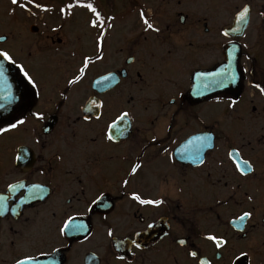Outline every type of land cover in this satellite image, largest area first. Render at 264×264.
<instances>
[{
    "label": "flooded vegetation",
    "instance_id": "af4514ba",
    "mask_svg": "<svg viewBox=\"0 0 264 264\" xmlns=\"http://www.w3.org/2000/svg\"><path fill=\"white\" fill-rule=\"evenodd\" d=\"M87 3L104 18L99 52ZM17 4L25 8L0 0V50L38 86L7 62L17 101L0 127L25 123L0 133V264L24 256L39 264H264V94L253 86L264 87V0H177L186 11L168 0ZM141 12L159 32L145 30ZM226 47L236 59L224 75L235 80L216 87L213 76L194 90L195 74L216 71ZM86 56L85 75L68 85ZM105 75L106 87L93 85ZM122 112L128 116L108 128ZM230 151L253 171L241 176ZM135 163L141 168L130 176ZM125 191L164 203L140 205ZM101 192L107 207L87 210ZM245 211L251 216L238 220ZM68 216L85 229L61 234ZM208 234L227 243L217 249ZM126 238L142 248L121 245Z\"/></svg>",
    "mask_w": 264,
    "mask_h": 264
},
{
    "label": "snow or ice",
    "instance_id": "6c2138e0",
    "mask_svg": "<svg viewBox=\"0 0 264 264\" xmlns=\"http://www.w3.org/2000/svg\"><path fill=\"white\" fill-rule=\"evenodd\" d=\"M11 3L13 5H16L18 3V0H11ZM27 3L28 4H32L33 0H27ZM77 3H79V0H77ZM19 6L21 8H25L24 4H20ZM35 6L37 8H41V5L38 4V3ZM81 6L86 7L94 16V19H92L90 21L91 27L99 28V35L96 37V41H95L96 48H97V50L99 52L100 50H102V38L105 36V31H104L105 25L103 24V19L104 18L101 16V14L97 11V9L91 3L83 4ZM66 7L71 9L73 7V4L70 3V4L66 5ZM247 11H248V9H247V7H245L244 10H242L241 12H239L236 15L235 19L243 20L244 15H245V13ZM60 12L64 13L65 12V8H61ZM107 19L109 21H111L114 18L113 17H107ZM140 19L146 25V29L145 30H151L153 32H159V28H156L151 23H149L148 20L145 18L143 12L140 13ZM106 27L111 28L112 24L109 23V24H107ZM225 35H226V33H225ZM96 59L100 60V59H102V56L97 54L96 55ZM0 60H2L4 62H9L11 64H15L16 68L19 69V73L22 75L23 79L25 81H27V84L31 85V87L33 89L37 88L38 85H37L36 81L33 79V77L29 74V72L25 69V67L22 64H16L15 60H13V57L9 54L8 51L0 50ZM89 62H90V58L87 57V56L84 57L83 66L78 69V74L77 75H75L72 79H68L67 80V84L68 85H72V84L76 83L77 81H79L85 75V70H86ZM227 67H228V65L225 66V68H227ZM5 71L6 70H5L4 63L0 62V82H6ZM219 74L220 73H211L209 75L216 76V75H219ZM198 75H200V74H198ZM235 78H236L235 74L229 72V73L226 74V76L224 77L223 80L214 81V83L217 86L224 87L225 86V81L231 82V81H234ZM100 79L101 80H107L108 77L105 76V77H101ZM253 86L256 89H258L261 94H264V87H261V85L259 83H256ZM37 95H39V93H37ZM0 99H7V100L11 101L13 99V97L11 96L10 93L6 92L5 96L4 97H0ZM89 103H91L93 105V107H99L100 106L94 100L89 101ZM235 104H236V100H231V102L228 104V107L232 108L233 105H235ZM3 107H5V105L0 104V108H3ZM31 115L33 117L37 118V119H42L43 118V114L41 112H39V111L32 112ZM127 116H128L127 112H122L119 116L116 117L115 120H113L110 124H108L107 127L115 129L117 121H122ZM85 119L87 120V119H89V117L86 116ZM97 119H99V117H97ZM24 123H25V121L23 119H16L14 123H8L7 127H0V133H4V132H8V131H10L12 129H16L18 125H22ZM105 138L108 141H113L114 140V136L111 135V134H106ZM153 139H155V137H153ZM196 139H200V138L197 137ZM227 155H228L229 158H234L233 159V163L235 164V170L241 176L247 175V174H249V173H251L253 171L252 166L249 164L248 161L239 159L238 153L236 151H230ZM17 159H19V156L17 157ZM199 162L203 163L204 161H203V159H200ZM140 168H141V164L140 163L133 164L132 167H131V172L129 173V175L130 176L134 175L135 173H137V171ZM127 184H128V180L125 179L123 181V185L127 186ZM13 187H14V185H12V184L8 185V189L10 191L13 189ZM33 187H36V186L34 185ZM103 195L104 194L102 192L99 195H96L95 199L92 200L91 205L88 206L87 210H90L91 206L92 205H96L98 202L102 206L107 207V205H104V203H103V200H102ZM124 195L125 196H129L130 195L131 199L136 201V202H138L140 205H152V206L158 207V206H160L161 204L164 203V201L162 199H144L139 194H137L135 192L128 193V192L125 191ZM0 199H3V198L0 197ZM248 199L251 200L252 197L249 196ZM250 216H251V213L249 211H245V212L242 213V215L237 217V219L240 220V221H243V220H245V218H248ZM75 219L76 218L74 216H68V218L63 221V227H61L59 229V232L61 234H64L69 229H71L73 231H77V232H79L81 230H84L86 226L83 223H74L73 221H75ZM144 227L147 228V229H152L154 227V225L152 223H147V224H145ZM141 231H143V229H141ZM107 235L109 237L113 236V230L111 228H109L107 230ZM137 235H138V233H137ZM165 235H167V233H165ZM204 238L206 240H208V241H211L215 245V247L217 249H219L222 245H225L227 243V241L224 240L222 237H218V236L211 235V234L206 235ZM125 242L131 244L136 249H141L142 248L141 243H139L137 240L126 238V241H120V244L123 245ZM177 242L179 244H181V245H184V244H186L187 241L184 240V239H180ZM53 251H55V249H53ZM47 255H48L47 253H41L40 254L41 257H46ZM188 255L193 257V258H196V257H198V251H189ZM239 255L242 256V257H246L247 253L241 251L239 253ZM119 259H123V257H119ZM15 264H39V260H38L37 257H34V256H24L22 259L16 260ZM47 264H53V262L51 260H49V261H47ZM199 264H209V262L207 260L201 259L199 261Z\"/></svg>",
    "mask_w": 264,
    "mask_h": 264
},
{
    "label": "water",
    "instance_id": "95a60500",
    "mask_svg": "<svg viewBox=\"0 0 264 264\" xmlns=\"http://www.w3.org/2000/svg\"><path fill=\"white\" fill-rule=\"evenodd\" d=\"M184 20V17L181 16L180 17V21L182 22ZM225 55V63L221 66L224 67V69H222V71L224 70H230L231 67L233 66V63L235 62V56L231 59L228 55L227 52L224 53ZM0 62L4 63V66H5V77H6V82H0V97H4L5 96V93H10L11 96L13 97V99L11 101L7 100V99H0V104H3L5 105V107L3 108H0V116H3L5 115V113L9 110H11V108L13 107L14 103H16V83L14 81V79L12 78V76L10 75L9 73V69H8V65L6 64V62L0 60ZM228 65L227 68H225V66ZM218 69H216V73H218L217 71ZM233 70V69H232ZM213 73V71L207 73L208 75H196L194 78V90H199L202 88L203 86V81L209 77L212 79L213 76L209 75ZM224 73H220L219 75H216V78H220V80H223L224 79ZM105 77V76H104ZM106 77H108L107 80H101L100 78L96 79L94 81V85L97 86V87H106L108 81L111 79V76L110 75H107ZM114 85V84H111V86ZM217 87V85H216Z\"/></svg>",
    "mask_w": 264,
    "mask_h": 264
},
{
    "label": "rangeland",
    "instance_id": "374dc122",
    "mask_svg": "<svg viewBox=\"0 0 264 264\" xmlns=\"http://www.w3.org/2000/svg\"><path fill=\"white\" fill-rule=\"evenodd\" d=\"M170 2V8L172 7V10H181V11H186L185 9V6L184 5H179V6H176V1L177 0H168ZM183 2V0H181ZM194 6H197L199 7L200 5L199 4H189V8H193ZM12 7L13 8H17V7H20L19 4H16V5H13L12 4Z\"/></svg>",
    "mask_w": 264,
    "mask_h": 264
}]
</instances>
